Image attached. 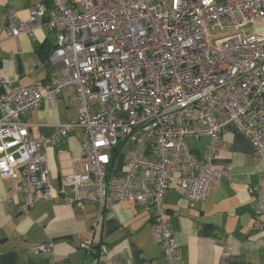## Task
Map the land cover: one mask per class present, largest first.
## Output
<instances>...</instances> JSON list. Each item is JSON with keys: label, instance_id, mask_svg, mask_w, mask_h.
I'll use <instances>...</instances> for the list:
<instances>
[{"label": "built area", "instance_id": "2783aa9c", "mask_svg": "<svg viewBox=\"0 0 264 264\" xmlns=\"http://www.w3.org/2000/svg\"><path fill=\"white\" fill-rule=\"evenodd\" d=\"M259 24L264 0H38L25 21L13 10L0 11L6 38L42 27L56 34L48 81L13 88L0 73V176L16 183L21 211L40 199H58L43 146L77 127L82 171L74 166L66 176L75 195L64 201L78 208L97 204L100 212L122 201L151 208L150 231L164 250L163 264H183L164 208L168 187L176 182L194 203L228 177L229 166L213 164L227 126L264 159V33L248 32ZM65 88L72 90L78 115L52 139L30 135L24 115L43 102L54 109ZM187 137L208 138L200 158L188 151ZM125 142L132 147L127 172L108 179L112 152ZM263 186L264 177L249 193L252 229L264 241ZM81 248L94 253L92 239ZM51 249L38 244L33 251Z\"/></svg>", "mask_w": 264, "mask_h": 264}, {"label": "crops", "instance_id": "0c3cea01", "mask_svg": "<svg viewBox=\"0 0 264 264\" xmlns=\"http://www.w3.org/2000/svg\"><path fill=\"white\" fill-rule=\"evenodd\" d=\"M36 3L38 0H0V11L13 10L25 21L29 7ZM55 44L56 34L47 27L17 38H6L0 27L3 83L19 88L48 81L53 73L48 55ZM77 115L72 90L65 88L54 109L43 102L22 120L30 135L52 139ZM221 140L223 147L213 164L218 168L229 166L228 177L214 184L206 199L194 203L186 201L173 182L164 196L169 228L183 264H263V233L252 229L255 203L249 188L264 177V159L255 156L249 139L232 126L223 130ZM82 141V129L75 127L66 137L43 146L49 182L58 199H40L26 213L21 211L20 196L14 193L16 183L0 176V264L164 263V250L150 231L151 208L122 201L100 212L97 204L84 202L78 208L64 201L75 195L65 178L74 166L82 171ZM183 142L192 156L200 158L208 138L187 137ZM131 148L125 142L112 152L108 179L126 174ZM145 154L154 158L148 151ZM93 223L97 225L94 233ZM89 239L94 253L87 254L81 244ZM38 244H50L52 249L35 253L33 248Z\"/></svg>", "mask_w": 264, "mask_h": 264}, {"label": "rangeland", "instance_id": "374dc122", "mask_svg": "<svg viewBox=\"0 0 264 264\" xmlns=\"http://www.w3.org/2000/svg\"><path fill=\"white\" fill-rule=\"evenodd\" d=\"M248 32L249 33H264V24L250 26L248 28ZM123 151L124 152L127 151V148L123 149ZM124 152H121V153H124Z\"/></svg>", "mask_w": 264, "mask_h": 264}, {"label": "trees", "instance_id": "16d2710c", "mask_svg": "<svg viewBox=\"0 0 264 264\" xmlns=\"http://www.w3.org/2000/svg\"><path fill=\"white\" fill-rule=\"evenodd\" d=\"M51 52V51H50ZM50 54V53H49Z\"/></svg>", "mask_w": 264, "mask_h": 264}]
</instances>
